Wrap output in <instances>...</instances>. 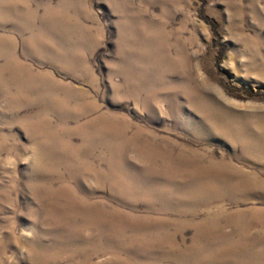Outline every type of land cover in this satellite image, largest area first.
Here are the masks:
<instances>
[{
  "label": "rangeland",
  "instance_id": "374dc122",
  "mask_svg": "<svg viewBox=\"0 0 264 264\" xmlns=\"http://www.w3.org/2000/svg\"><path fill=\"white\" fill-rule=\"evenodd\" d=\"M0 264H264V0H0Z\"/></svg>",
  "mask_w": 264,
  "mask_h": 264
},
{
  "label": "bare ground",
  "instance_id": "6f19581e",
  "mask_svg": "<svg viewBox=\"0 0 264 264\" xmlns=\"http://www.w3.org/2000/svg\"><path fill=\"white\" fill-rule=\"evenodd\" d=\"M206 184H208V186H209V183H206ZM205 187H207V186H205Z\"/></svg>",
  "mask_w": 264,
  "mask_h": 264
}]
</instances>
